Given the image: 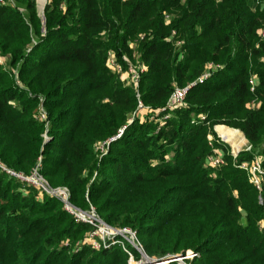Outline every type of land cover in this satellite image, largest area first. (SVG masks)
Here are the masks:
<instances>
[{
	"label": "trees",
	"instance_id": "trees-1",
	"mask_svg": "<svg viewBox=\"0 0 264 264\" xmlns=\"http://www.w3.org/2000/svg\"><path fill=\"white\" fill-rule=\"evenodd\" d=\"M263 25L254 0H49L43 14L38 0L0 5V50L18 72L0 66V161L39 166L75 205L136 231L150 256L193 250V264H264V188L236 166L262 155L264 169ZM110 50L145 64L138 89L107 67ZM211 62L221 68L163 124L150 113L128 122L139 100L164 107ZM216 125L240 130L253 149L235 157ZM124 126L99 157L96 143ZM215 148L219 168L206 164ZM39 195L0 172V264H127L119 244L92 247L91 225Z\"/></svg>",
	"mask_w": 264,
	"mask_h": 264
},
{
	"label": "built area",
	"instance_id": "built-area-1",
	"mask_svg": "<svg viewBox=\"0 0 264 264\" xmlns=\"http://www.w3.org/2000/svg\"><path fill=\"white\" fill-rule=\"evenodd\" d=\"M49 0H45L41 10V14L44 13V9ZM185 2V0H180ZM254 4L260 8H264V0H254ZM0 5H16V0H0ZM172 15L166 13L165 21L166 24H170ZM261 39H264V25L259 29L258 32ZM176 35V31L173 30L172 39ZM145 34H140L139 39H143ZM175 46L181 48L183 41L180 39L173 40ZM131 47L135 46L134 41L130 43ZM124 64L117 56L116 52L110 50L107 57V67L119 75L121 80L126 84L133 86L138 89L139 83L143 72L146 70L145 64L140 61L133 62L125 55ZM0 66L4 69H10L13 71L15 76H18L17 69H13L10 66V59L4 55L0 50ZM221 68V65L215 63H209L206 65L203 73L194 81L188 83L186 86L175 85L170 97L168 98L166 105L156 111L146 106L141 100H139L136 111L129 117L128 122L131 123L136 117L142 120L146 119L150 113V119H156V121L163 124L165 120L171 115V112L175 109L185 105L186 96L192 86L197 83H202L208 79L216 70ZM252 90L258 84V78L253 77L252 79ZM250 106H257V102H253ZM160 112H164L163 115H158ZM142 113V115H141ZM39 120L46 121L47 126L49 125L47 112L43 106H40L37 116ZM205 118V115L201 116ZM126 126L119 129L118 133L104 141H99L95 145L97 155L102 157L108 151L110 143L116 138L120 137L124 132ZM238 130V129H237ZM222 140L225 139L222 137ZM215 139L209 135V143L214 147ZM253 146L248 142L245 148L242 150H252ZM239 152V150H238ZM233 153V152H232ZM236 157L237 155L233 153ZM262 155H256L252 160L241 161L236 164L237 167L247 171L250 177V181L253 182L260 190L264 188V169L262 166ZM225 153L222 149H216L207 155L206 164L211 168H219L225 164ZM0 172L5 173L10 178L17 180L18 182L34 187L39 191V197L42 200L44 195L51 196L58 199L62 204L63 208L69 212L77 221L88 223L92 226V229L87 233V241L96 249L102 247H110L114 244H119L124 252L127 254V264H169L170 262L176 261L179 264H193L192 260L199 254L193 250H189L185 255H166L162 257L150 256L145 251L141 241L139 240L136 231L130 227H115L101 218L96 211L94 206H90L88 209H82L75 205L71 201V192L67 186H51L45 177L41 174L39 166H36L30 173L16 170L9 167L5 163L0 161Z\"/></svg>",
	"mask_w": 264,
	"mask_h": 264
},
{
	"label": "rangeland",
	"instance_id": "rangeland-1",
	"mask_svg": "<svg viewBox=\"0 0 264 264\" xmlns=\"http://www.w3.org/2000/svg\"><path fill=\"white\" fill-rule=\"evenodd\" d=\"M44 2H45V0H38V8H39V11H40V13H41V7L44 5ZM40 6V7H39ZM137 41H135L134 40V43H136ZM137 48V47H136ZM141 115H142V113H141ZM218 126H226V127H229V126H227V125H216L215 127H214V130L217 132V135L220 137V138H222V136L220 135V133H219V131L217 130V127ZM229 128H231V127H229ZM231 129H235V128H231ZM235 130H237V129H235ZM209 135L210 136H212V137H214L215 135L210 131V129H209ZM208 135V136H209ZM243 139V140H242ZM228 144H230V146H231V151L233 152V153H235L236 155H238L239 154V152L243 149V148H245L246 147V145L248 144V140H247V138L244 136V134H243V132H241V133H239L238 134V139L236 140V141H238V144H239V147H236L235 145H234V142H232V141H227V140H225ZM241 142V143H240ZM234 145V146H233ZM238 148V149H237ZM236 150V151H235ZM238 150H239V152H238Z\"/></svg>",
	"mask_w": 264,
	"mask_h": 264
},
{
	"label": "bare ground",
	"instance_id": "bare-ground-1",
	"mask_svg": "<svg viewBox=\"0 0 264 264\" xmlns=\"http://www.w3.org/2000/svg\"><path fill=\"white\" fill-rule=\"evenodd\" d=\"M220 135L227 141H232L234 142V145L236 147H239L238 141H236L238 139V134L241 133L240 130H234V129H229L226 127H219L218 128ZM243 140V139H242ZM241 143V142H240ZM233 145V146H234ZM238 149V148H237ZM236 151V150H235Z\"/></svg>",
	"mask_w": 264,
	"mask_h": 264
},
{
	"label": "crops",
	"instance_id": "crops-1",
	"mask_svg": "<svg viewBox=\"0 0 264 264\" xmlns=\"http://www.w3.org/2000/svg\"><path fill=\"white\" fill-rule=\"evenodd\" d=\"M40 7V6H39ZM43 7V6H42ZM42 7H41V9H42Z\"/></svg>",
	"mask_w": 264,
	"mask_h": 264
}]
</instances>
